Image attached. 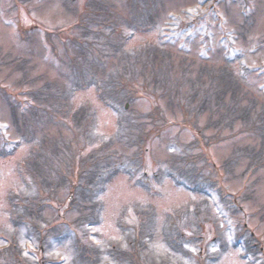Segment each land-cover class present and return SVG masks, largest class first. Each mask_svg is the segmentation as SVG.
Wrapping results in <instances>:
<instances>
[{"label":"rangeland","instance_id":"1","mask_svg":"<svg viewBox=\"0 0 264 264\" xmlns=\"http://www.w3.org/2000/svg\"><path fill=\"white\" fill-rule=\"evenodd\" d=\"M263 120L264 0H0V264H264Z\"/></svg>","mask_w":264,"mask_h":264},{"label":"trees","instance_id":"2","mask_svg":"<svg viewBox=\"0 0 264 264\" xmlns=\"http://www.w3.org/2000/svg\"><path fill=\"white\" fill-rule=\"evenodd\" d=\"M91 81H93V79H90ZM89 80V81H90ZM223 103V102H222ZM54 107V106H53ZM52 106L50 107H45V110H46V108L49 110V111H47L50 115L54 112V108H53ZM34 113H36V112H34ZM14 114H15V116L17 115L15 112H14ZM36 115H37V113H36ZM15 116L13 117V120H14V124H16L17 125V123L18 122H16V118H15ZM262 123H264V120L262 121ZM17 127V126H16ZM19 127V126H18ZM17 127V128H18ZM258 127V126H257ZM259 128V127H258ZM17 131H21V128L20 129H18ZM39 146V145H38ZM37 146V147H38ZM42 149H37V150H33V156L28 160V163L26 164L27 166L26 167H30V165L32 164V163H34V164H36L37 166H40V160H39V158L41 157V156H43V152L44 151H41ZM263 157V156H262ZM260 159H263L264 160V158H260ZM264 165V162L263 163H259V164H255V166H253V168L254 169H256L258 166H263ZM25 167V168H26ZM177 178V177H176ZM175 179V178H174ZM35 197V196H34ZM14 199H12V204H14V203H17L18 204V202L16 201V200H14ZM17 204H14L15 206L17 205ZM33 204V203H32ZM34 206L35 205H33L32 206V209L34 208ZM18 209V207L17 208H15L14 207V209H13V212H12V208H11V211H9V214H14L15 212H16V210ZM12 217V216H11ZM12 220H13V222L16 224V223H18V216H15V214H14V216H13V218H12ZM18 225V224H17ZM16 225V226H17ZM18 243H20V240L19 239H17V242H16V245L18 244ZM12 245V244H11ZM14 245V244H13ZM112 246H114V244H112L111 246H110V248H112V249H110V248H108V249H110L112 252H115L116 251V249H113V247ZM250 247V244H248V247L247 248H249Z\"/></svg>","mask_w":264,"mask_h":264}]
</instances>
